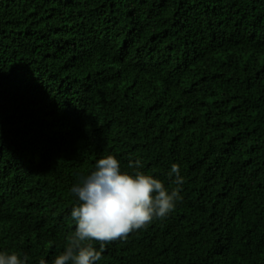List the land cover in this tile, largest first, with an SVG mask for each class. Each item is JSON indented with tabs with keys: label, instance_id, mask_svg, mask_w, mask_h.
Returning a JSON list of instances; mask_svg holds the SVG:
<instances>
[{
	"label": "trees",
	"instance_id": "16d2710c",
	"mask_svg": "<svg viewBox=\"0 0 264 264\" xmlns=\"http://www.w3.org/2000/svg\"><path fill=\"white\" fill-rule=\"evenodd\" d=\"M107 155L183 184L96 264H264V0H0V252L52 264Z\"/></svg>",
	"mask_w": 264,
	"mask_h": 264
},
{
	"label": "clouds",
	"instance_id": "9594fccd",
	"mask_svg": "<svg viewBox=\"0 0 264 264\" xmlns=\"http://www.w3.org/2000/svg\"><path fill=\"white\" fill-rule=\"evenodd\" d=\"M131 172L122 171L113 155L98 159L93 170L81 175L71 193L77 203L71 211L75 232L52 264H96L102 258L105 244L126 238L133 230L142 229L154 219H164L181 199L183 179L179 166L173 164L169 174L176 187L164 183L140 169L139 160L129 162ZM100 242L97 250L92 242ZM25 259H27L25 257ZM0 264H23L15 252H0ZM39 264H46L41 259Z\"/></svg>",
	"mask_w": 264,
	"mask_h": 264
}]
</instances>
